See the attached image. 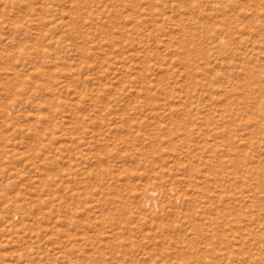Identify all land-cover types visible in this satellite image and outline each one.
Listing matches in <instances>:
<instances>
[{
  "label": "rangeland",
  "instance_id": "1",
  "mask_svg": "<svg viewBox=\"0 0 264 264\" xmlns=\"http://www.w3.org/2000/svg\"><path fill=\"white\" fill-rule=\"evenodd\" d=\"M0 264H264V0H0Z\"/></svg>",
  "mask_w": 264,
  "mask_h": 264
}]
</instances>
